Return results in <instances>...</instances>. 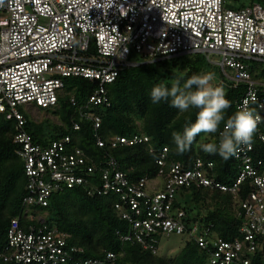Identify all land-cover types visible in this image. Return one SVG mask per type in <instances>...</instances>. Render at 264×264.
Returning <instances> with one entry per match:
<instances>
[{
    "label": "built area",
    "instance_id": "built-area-1",
    "mask_svg": "<svg viewBox=\"0 0 264 264\" xmlns=\"http://www.w3.org/2000/svg\"><path fill=\"white\" fill-rule=\"evenodd\" d=\"M195 53L218 67L233 86L245 84L238 110L245 101L249 108L263 107L259 90L264 92V83L250 73V62L264 63V6L259 2L232 9L226 7V0H0V113L17 121L14 142L20 145L18 154L28 182L23 217L37 220L27 229L19 218L11 220L7 246L0 253L4 262L114 264L116 260L111 252L103 259L77 257L82 248L69 245L65 234L32 213L30 206H48L53 194L83 184L96 168L86 164L79 149H68L69 136L46 146L34 143L23 129L26 120L18 107H54L66 77L96 81L98 87L81 116L92 123L95 143L103 147L106 142L97 134L101 116L91 108L107 102L106 86L120 69L136 64L130 56L156 60ZM73 128L79 130L80 124L73 122ZM259 137L264 141V134ZM147 141V136L116 135L110 145ZM252 151V143L238 148L234 158L240 161V170L230 187L211 176L212 162L197 159L191 168H184L179 162H167L163 148L155 179L130 183L109 157L101 169L100 186L93 191L119 195L115 208L131 226L121 239L133 238L150 253L158 254L160 236L179 234L195 238L207 250L210 264H252L253 253L260 248L264 256V173H259L264 160L254 164ZM245 180L250 181V190L236 211L243 239L209 238L211 225L201 231L197 223L187 228L185 211L174 205L180 187L236 193Z\"/></svg>",
    "mask_w": 264,
    "mask_h": 264
},
{
    "label": "trees",
    "instance_id": "trees-1",
    "mask_svg": "<svg viewBox=\"0 0 264 264\" xmlns=\"http://www.w3.org/2000/svg\"><path fill=\"white\" fill-rule=\"evenodd\" d=\"M258 2L262 3L260 0ZM129 60L136 64L120 69L115 80L106 86L107 102L91 108L101 116L97 134L106 142L103 147L95 143L92 123L81 116L86 100L98 87L96 81L80 76L66 77L57 104L47 109L38 107L40 110L53 109L59 123L50 119L36 122L19 107L26 120L23 129L34 143L46 146L54 140L69 136L68 149H79L86 164L96 168L95 173L83 184L53 194L48 206H30L32 213L36 216L41 213L46 224L56 227L67 236L69 245L82 248L83 252L76 255L82 259H103L111 252L116 255L114 264H210L207 250L200 248L195 238H187L186 235H183L186 237L185 245L173 258L150 253L133 238L121 239V235L131 232V226L115 208L120 201L119 195L93 191L94 186H100L101 169L109 157L116 160L117 169L126 174L130 183H137L141 178L155 179L159 170L156 160L163 148L167 149V162H179L184 168H191L197 159L212 162L211 176L228 187L235 183L239 174L241 163L234 156L225 160L218 154L203 151L202 144L218 143V133H201L189 151L183 154L177 152L172 133L182 134L185 126L194 123L198 109L190 108L187 112H180L170 105V100L159 104L151 101V89L157 84L171 87L175 77H182L183 83L193 74L208 73L213 65L207 62L205 56L195 53L149 60L132 54ZM260 63L253 61L250 73L252 79L264 83V66ZM215 71L219 80L214 81V85L222 86L231 101V107L226 110L227 119L239 111L237 103L245 94L246 86H233L222 76L218 67ZM259 98H264L261 89ZM252 108L261 115V122L251 142L253 151L250 154L255 164L258 159L264 160V141L259 137L264 134V104L262 108L257 105ZM73 122L80 124L79 130L73 128ZM16 132L17 121L7 119L6 114L0 113V253L6 249L7 233L13 218H19V224L24 229H27L29 223L37 221L23 217L22 202L27 195L28 182L23 159L18 154L20 145L14 142ZM116 135L147 136L148 141L111 147L110 139ZM259 173H264V161L259 167ZM249 190V180L243 181L236 193L205 186H182L174 197V205L185 211L184 220L188 229L195 223L199 231L211 225L209 238L241 239V218L237 217L236 211L239 201L248 196ZM262 251L260 248L253 253L252 264H264ZM0 264L13 263L4 262L0 258Z\"/></svg>",
    "mask_w": 264,
    "mask_h": 264
},
{
    "label": "clouds",
    "instance_id": "clouds-1",
    "mask_svg": "<svg viewBox=\"0 0 264 264\" xmlns=\"http://www.w3.org/2000/svg\"><path fill=\"white\" fill-rule=\"evenodd\" d=\"M182 79L175 77L171 87L163 83L157 84L150 92L153 104L170 100V105L180 112H187L190 108L198 109L194 123L185 126L182 134L172 133L179 154L189 151L195 138L201 133H218V143L208 142L201 147L205 153L218 154L225 160L234 156L241 145L252 142L261 117L255 109L247 106L248 101H245L241 110L226 119V110L231 107V101L222 86L213 84L214 73L193 74L183 83Z\"/></svg>",
    "mask_w": 264,
    "mask_h": 264
},
{
    "label": "rangeland",
    "instance_id": "rangeland-1",
    "mask_svg": "<svg viewBox=\"0 0 264 264\" xmlns=\"http://www.w3.org/2000/svg\"><path fill=\"white\" fill-rule=\"evenodd\" d=\"M255 2H258V0H226V7L237 9L243 6L251 5ZM261 4L262 6H264L263 2ZM213 59L218 60L219 57L213 56ZM250 64H252V62H250ZM260 64L264 66V63H260ZM215 69H216V66L213 65L210 67L209 71L215 74L214 81H218L219 76L217 72L215 71ZM214 81H213V84H214ZM19 107L22 108L23 112L28 113L30 117H32V119L36 122H40L44 119H50L51 121L59 123V119L57 115L53 113V109L40 110L37 107H33V106L26 107L24 105H21ZM40 216L44 217L41 213H40ZM185 241H186V237L183 235H179V234H171L168 236L162 235L159 237V246H158L157 253L159 256L164 257V258H173L174 256L178 254V251H180L183 248V246L185 245Z\"/></svg>",
    "mask_w": 264,
    "mask_h": 264
},
{
    "label": "water",
    "instance_id": "water-1",
    "mask_svg": "<svg viewBox=\"0 0 264 264\" xmlns=\"http://www.w3.org/2000/svg\"><path fill=\"white\" fill-rule=\"evenodd\" d=\"M261 2H264V0H260Z\"/></svg>",
    "mask_w": 264,
    "mask_h": 264
}]
</instances>
